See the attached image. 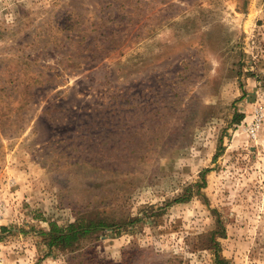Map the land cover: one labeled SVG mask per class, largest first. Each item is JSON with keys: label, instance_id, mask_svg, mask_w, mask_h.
Wrapping results in <instances>:
<instances>
[{"label": "rangeland", "instance_id": "374dc122", "mask_svg": "<svg viewBox=\"0 0 264 264\" xmlns=\"http://www.w3.org/2000/svg\"><path fill=\"white\" fill-rule=\"evenodd\" d=\"M216 219L264 264V0H0V264H214Z\"/></svg>", "mask_w": 264, "mask_h": 264}, {"label": "trees", "instance_id": "16d2710c", "mask_svg": "<svg viewBox=\"0 0 264 264\" xmlns=\"http://www.w3.org/2000/svg\"><path fill=\"white\" fill-rule=\"evenodd\" d=\"M243 114H236L233 117L234 122L239 123L243 119ZM202 171L201 175L203 177ZM199 186L200 183H197ZM189 197V193H182L178 197H175L173 200L176 202L186 201ZM48 229L40 230L42 236V242L47 246L48 249L58 248V249H70L73 250L77 244L82 239L88 238L97 234V232L107 225L104 218L99 216H87L79 215L75 220L66 226H59L56 222L48 220ZM7 229L6 226L2 225L0 231L3 232ZM225 235V229L223 224L216 219L215 229L210 232L211 239V250L213 252V263L214 264H231L220 254V243L216 240V236L223 237ZM98 237V235L96 236Z\"/></svg>", "mask_w": 264, "mask_h": 264}, {"label": "built area", "instance_id": "2783aa9c", "mask_svg": "<svg viewBox=\"0 0 264 264\" xmlns=\"http://www.w3.org/2000/svg\"><path fill=\"white\" fill-rule=\"evenodd\" d=\"M251 132H252V129H251Z\"/></svg>", "mask_w": 264, "mask_h": 264}]
</instances>
